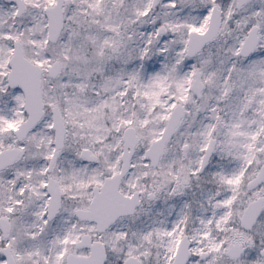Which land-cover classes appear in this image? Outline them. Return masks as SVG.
Here are the masks:
<instances>
[{
  "label": "snow or ice",
  "instance_id": "1",
  "mask_svg": "<svg viewBox=\"0 0 264 264\" xmlns=\"http://www.w3.org/2000/svg\"><path fill=\"white\" fill-rule=\"evenodd\" d=\"M0 264H264V0H0Z\"/></svg>",
  "mask_w": 264,
  "mask_h": 264
}]
</instances>
